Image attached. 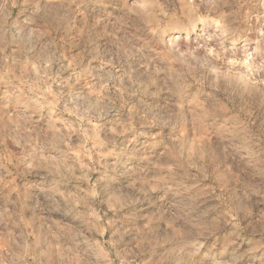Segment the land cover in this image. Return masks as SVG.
Returning a JSON list of instances; mask_svg holds the SVG:
<instances>
[{
	"label": "clouds",
	"instance_id": "obj_1",
	"mask_svg": "<svg viewBox=\"0 0 264 264\" xmlns=\"http://www.w3.org/2000/svg\"><path fill=\"white\" fill-rule=\"evenodd\" d=\"M0 264H264V0H0Z\"/></svg>",
	"mask_w": 264,
	"mask_h": 264
}]
</instances>
